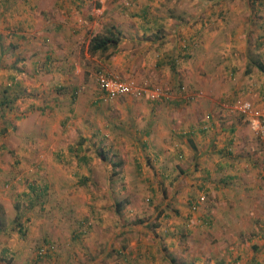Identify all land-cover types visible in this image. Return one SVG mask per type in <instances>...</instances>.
Returning a JSON list of instances; mask_svg holds the SVG:
<instances>
[{
  "label": "rangeland",
  "instance_id": "1",
  "mask_svg": "<svg viewBox=\"0 0 264 264\" xmlns=\"http://www.w3.org/2000/svg\"><path fill=\"white\" fill-rule=\"evenodd\" d=\"M81 1L78 9L69 0H0V99L9 100L0 102V264H264V74L242 70L239 55L217 72L210 63L209 77L217 80L205 91L180 80L176 91L165 85L171 93L161 102L102 100L98 73L118 74L103 55L85 54L87 41L109 27L121 29L123 41L136 23L153 26L154 14L174 13L177 0H151L146 21L135 19L139 1ZM203 1L217 15L202 41H244L246 54L264 62V0ZM63 17H72L70 39L78 36L84 47L74 55L72 89H59L60 55L51 54V69L40 59L36 72L40 85L52 74L51 86L22 94L11 74L29 86L27 51L41 55L48 47L42 41H52L46 25ZM187 27L179 40L201 41ZM118 76L155 85L134 73ZM237 98L249 113L228 108ZM160 103L180 114L157 142L160 128L150 115ZM189 106L192 124L202 129L191 135L181 115ZM146 126L155 131L145 137L151 148L137 150ZM227 175L235 178L224 182ZM230 209L238 215L225 216ZM40 247L49 254L39 257Z\"/></svg>",
  "mask_w": 264,
  "mask_h": 264
},
{
  "label": "crops",
  "instance_id": "2",
  "mask_svg": "<svg viewBox=\"0 0 264 264\" xmlns=\"http://www.w3.org/2000/svg\"><path fill=\"white\" fill-rule=\"evenodd\" d=\"M69 1H71L74 5L76 4L78 9L80 7L79 4H83L81 0ZM134 1L142 2L137 9L138 11L135 19L142 17L144 21L148 20V17L152 13L151 11H154V7L151 6L150 8L152 1ZM188 3L189 0H177L174 13L166 14L162 11V15L154 14L153 26L146 23H143L142 25L139 22L136 23V25H138L136 32H130L129 34L127 33V38L121 36L122 39L124 38L123 41L118 43V46L113 52L109 50L106 54L100 57V60L103 61L109 67V69L111 68L114 73L121 75L122 77H128L130 74L134 73L137 74L138 77H142L144 81H147L150 84H155L156 86L166 85L167 87H174L175 91L178 89L177 82L180 80H184L189 88H196L200 89L201 91L202 89L205 91V89L209 88V86L211 88V83H215L217 77H209V70L211 69L210 63L215 65L212 68H215V71L217 72V70L225 62H228V60L234 61L235 56L238 57L241 55L243 59V70L245 68L247 57L249 56L248 53L246 54V46L244 45V41H237V43L234 42L232 45L225 41H211V44L209 41H202L204 35L207 33L204 32V28L210 23L211 19L217 15V13H215L213 9H209L206 2L203 0H200V3H197L194 7L187 6ZM60 9L65 13L71 12L70 8L67 6H63V8ZM246 11V13L250 15V10L247 9ZM241 12L242 9H239L236 13ZM193 15H196V19L192 18ZM71 18L72 17H63L62 19L60 18L59 21L53 23V25H46L47 30H45L47 32H44H46V34L52 38V41H47V43L46 41H42V44H45L48 47L41 49V55L38 51H27L26 57L28 60L32 61L33 66V73L31 72L27 74L30 78V81L27 80L28 83H26L29 84L27 88L21 87V81H18V77L15 76L14 72L11 74V79L15 77L13 86H15V88H21L20 90H22V94H25L26 90L43 94V90L51 86V80L54 78L52 74L42 77L45 79H47V77L51 78V80L47 79L46 83H43L42 85H40V82L36 80L37 77L39 79L40 76V73H36L40 59L45 60L44 63H42V66L46 71L51 69V54L52 56L60 55L59 64L61 65L58 67L56 66L59 69L62 78V83L57 84L59 89H63L65 91L66 88L71 87L73 73L79 72V68L74 67V65H78L74 60V55H76L77 52H82L84 48L82 44L79 43L81 41L76 40L78 36L70 39V37L73 36L69 34V32L73 31L74 33V31H76L75 27H73V19ZM45 22L47 23V21ZM248 22H250V20H247L245 24H249ZM187 26L190 28L189 32L192 37H195V35L202 37L201 41L197 42L199 44L193 40V43L195 42L194 44L196 46L194 44L192 45L191 40H179L182 37V35H180L181 32L186 31ZM163 29L172 31V34L170 35H172L171 37L174 36L173 40L164 39L165 34ZM150 30H155L156 32L151 37H148L147 34ZM120 31L121 29H118V32ZM157 31L160 34H157ZM61 33H65V35H62ZM120 33L124 32L121 31ZM46 34L42 36H46ZM166 36L169 37V34H166ZM89 41H87L86 44L85 54L87 55H90L88 52ZM19 43L22 45L23 41H19ZM14 45L15 44H12V46ZM19 50L17 52H20ZM40 56L43 57L40 58ZM15 60L17 59L15 58ZM72 63H74V65ZM52 66L54 65L52 64ZM199 66L202 67L203 71H206L205 75H200ZM234 68L235 67H233V69ZM54 74L56 75L57 73ZM40 90L41 92H39ZM21 95L18 96L16 93L14 96H11V98L14 99L15 97L16 102H18L20 99H22L20 98ZM195 105L196 103H194V106L191 108L195 109L197 107V105ZM159 106L161 107L157 109L156 113L150 115V119L153 120L154 124H157V126L160 128V131H150L146 126L143 131V136L141 137V145L136 146L137 150H139L141 146L148 150L151 148V145L147 143L145 139V137L150 135V133L153 134V132H155V140L160 142L163 139L161 136H163V134L165 135L167 128L169 127L168 124L170 119L172 121L173 115H176L175 117H177L178 114H180L179 112H168L169 106L167 104L162 105V103H160ZM191 108L190 106L183 108L184 110L181 114L183 116L182 118L185 119L184 123H187V125L189 124L190 126L188 127L190 128L188 133L192 131L190 135L194 132L197 133L199 130H202L198 129V127L196 128V124H192V116L196 115V113H193ZM172 109L173 107H171V110ZM163 110H166L167 112H164ZM193 128L197 130L195 131ZM149 139L152 140V138ZM189 141H194V139L190 138ZM135 144L138 143L135 142ZM133 146L135 147L134 143ZM233 210V212H231V209L225 210L227 214L224 213V215L235 217L238 215V213L235 209Z\"/></svg>",
  "mask_w": 264,
  "mask_h": 264
},
{
  "label": "built area",
  "instance_id": "3",
  "mask_svg": "<svg viewBox=\"0 0 264 264\" xmlns=\"http://www.w3.org/2000/svg\"><path fill=\"white\" fill-rule=\"evenodd\" d=\"M97 81L100 87V99L108 100L115 99L120 96H133L136 98H143L149 101H160L163 97L169 96L170 93L165 90L161 85H148L140 84L135 80L123 79L118 75L99 72ZM230 109H236L240 114L244 115L249 113V104L239 98L235 99L230 105ZM203 199V197H201ZM47 248L38 249L37 254H43Z\"/></svg>",
  "mask_w": 264,
  "mask_h": 264
},
{
  "label": "trees",
  "instance_id": "4",
  "mask_svg": "<svg viewBox=\"0 0 264 264\" xmlns=\"http://www.w3.org/2000/svg\"><path fill=\"white\" fill-rule=\"evenodd\" d=\"M119 40H120V32L114 31L112 28L109 27V28H107L106 32L101 33V34L98 33V34H95L93 37H91V39L88 43V52L90 55H96V54L104 55L109 50H111L113 52L116 49V47L118 46ZM251 67L256 68L258 71H260L264 74V62L261 59H258L257 57L253 58V57H251V55H249L247 57V60H246L244 71L248 72ZM162 87L165 90H167L169 93H171L169 88H166L163 85H162ZM182 88H185V86H182ZM182 88H181V91L183 92ZM167 97H170V96L163 97L160 101H151V102H161L162 100L166 99ZM179 97H182L184 99L187 97V95L183 94ZM145 100H147V99H145ZM8 101H9L8 97L5 95L3 97H1V99H0V102H4V104H7ZM147 101H149V100H147ZM227 178L223 177L222 180H224V182H227L228 180L235 178V176L234 175L233 176L227 175ZM193 207H195V204H193ZM116 211L117 212L120 211V207L118 206V204L116 207ZM39 249L41 250L42 247H40ZM48 251H49V249H47L45 251V253L39 254V255L37 254V255L39 257H44V256L49 254ZM252 264H257V263L254 261Z\"/></svg>",
  "mask_w": 264,
  "mask_h": 264
}]
</instances>
